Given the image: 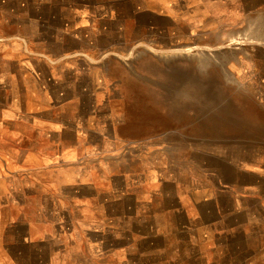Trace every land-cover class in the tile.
<instances>
[{
  "label": "rangeland",
  "instance_id": "374dc122",
  "mask_svg": "<svg viewBox=\"0 0 264 264\" xmlns=\"http://www.w3.org/2000/svg\"><path fill=\"white\" fill-rule=\"evenodd\" d=\"M260 154L264 0H0V264H264Z\"/></svg>",
  "mask_w": 264,
  "mask_h": 264
},
{
  "label": "crops",
  "instance_id": "0c3cea01",
  "mask_svg": "<svg viewBox=\"0 0 264 264\" xmlns=\"http://www.w3.org/2000/svg\"><path fill=\"white\" fill-rule=\"evenodd\" d=\"M233 168L237 175L233 182H230L229 188L236 194H245L253 198L256 200L257 205L264 210V158H262V155H257L254 159L242 164H237L233 166ZM55 227L57 228L47 231L43 241L48 246L46 253L49 258L50 256L55 257L58 252L60 253L58 258H62L69 251V243L63 242L64 237L61 233L57 232V229H61L62 227L59 224L55 225ZM27 243H29V245L37 244V240L28 239ZM9 244L11 246L6 247V261L16 264L15 261L20 255L22 245L21 239L13 237L12 241L7 243V245ZM33 248L35 249V247ZM66 257L68 258V255H66ZM48 264H54V262L50 261Z\"/></svg>",
  "mask_w": 264,
  "mask_h": 264
}]
</instances>
